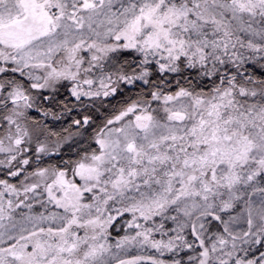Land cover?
Masks as SVG:
<instances>
[{
  "label": "snow or ice",
  "instance_id": "6c2138e0",
  "mask_svg": "<svg viewBox=\"0 0 264 264\" xmlns=\"http://www.w3.org/2000/svg\"><path fill=\"white\" fill-rule=\"evenodd\" d=\"M0 264H264V0H0Z\"/></svg>",
  "mask_w": 264,
  "mask_h": 264
}]
</instances>
